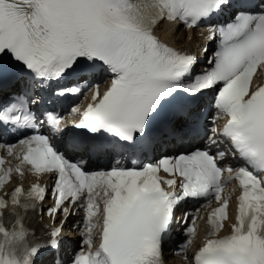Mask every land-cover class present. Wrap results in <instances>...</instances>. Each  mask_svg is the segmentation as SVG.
Returning <instances> with one entry per match:
<instances>
[{
  "label": "snow or ice",
  "instance_id": "snow-or-ice-1",
  "mask_svg": "<svg viewBox=\"0 0 264 264\" xmlns=\"http://www.w3.org/2000/svg\"><path fill=\"white\" fill-rule=\"evenodd\" d=\"M225 10L231 19L213 24ZM164 22L172 31L181 23L188 29L207 23V39L220 38L208 61L212 67L197 72L196 56L163 43L156 30ZM69 76L77 78L76 86L53 95L77 94L79 84L89 82L92 102L72 127L93 134L85 146L90 154L111 153L120 141L125 149H146L199 135L209 91L215 93L213 124L224 120L221 129L209 130L202 148L141 168L86 171L85 162H70L57 147L68 134L63 117L50 112L48 134L0 143L20 162L2 169L0 188L27 164L38 174H54L55 206L48 215L67 217L77 204L85 211L87 248L71 264H164L163 244L177 223L186 225L188 239L176 254L187 259L198 216L178 213L189 199L219 204L208 214L194 264H264V84L254 86V77L264 79V0H0V123L19 122L21 112L25 122L35 121L33 109L50 102L44 93L51 83ZM96 77L108 84L105 91ZM225 140L228 149L221 148ZM229 155L243 166L222 163ZM232 181L240 189L235 222L230 234L220 236L231 199L222 193ZM47 195L35 184L26 196L23 187L0 196V264H64L66 219L49 231L46 243H31L19 218L6 226L7 212L37 210Z\"/></svg>",
  "mask_w": 264,
  "mask_h": 264
},
{
  "label": "bare ground",
  "instance_id": "bare-ground-1",
  "mask_svg": "<svg viewBox=\"0 0 264 264\" xmlns=\"http://www.w3.org/2000/svg\"><path fill=\"white\" fill-rule=\"evenodd\" d=\"M180 31H181L180 32V37H176L175 36L176 37L175 39H173V38H171V39H173V42L175 44H177L179 46H183L182 44L185 43L184 36L187 34V32L185 30H180ZM170 35L174 36V34H170ZM165 36L168 37V38L171 37L169 35H165ZM166 255L171 258L169 264H183V262H181L178 258H174L172 256L171 251H167Z\"/></svg>",
  "mask_w": 264,
  "mask_h": 264
}]
</instances>
